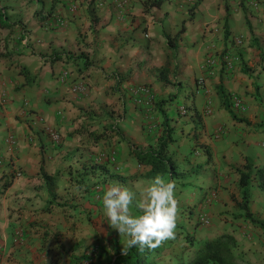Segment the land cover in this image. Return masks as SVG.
Returning <instances> with one entry per match:
<instances>
[{
	"label": "crops",
	"instance_id": "0c3cea01",
	"mask_svg": "<svg viewBox=\"0 0 264 264\" xmlns=\"http://www.w3.org/2000/svg\"><path fill=\"white\" fill-rule=\"evenodd\" d=\"M152 1L0 0V264H80L94 244V264H113L120 252L92 194L136 183H102L94 157L115 150L118 175L146 171L131 146L153 149L163 124L173 129L169 153L195 141L217 148L226 166L242 168L248 158L253 170L264 167V0ZM56 14L70 24L48 23ZM235 53L240 62L228 71ZM78 81L85 92L70 89ZM139 85L154 94L152 133L129 96ZM231 95L246 110L235 109ZM10 134L15 147L6 144ZM42 173L56 176L54 198ZM254 176L251 199L264 204Z\"/></svg>",
	"mask_w": 264,
	"mask_h": 264
},
{
	"label": "rangeland",
	"instance_id": "374dc122",
	"mask_svg": "<svg viewBox=\"0 0 264 264\" xmlns=\"http://www.w3.org/2000/svg\"><path fill=\"white\" fill-rule=\"evenodd\" d=\"M197 143L195 141L186 143L183 151L180 150L184 145H178L176 148L173 146L171 153L169 151L168 153L179 165V169L172 174L170 179L165 174L159 175L175 181L176 184L178 213L175 233L177 234L174 239L165 242L162 250L154 255V259L158 264H178L185 260L187 258L186 234L193 235L195 240H205L228 233L236 240L233 252L239 264H264V232L246 218L244 210L237 204L241 200V190L234 166H226L217 148L204 144L196 148ZM206 150L211 155V162L204 164ZM196 162H199L200 166L190 169L189 167ZM105 168L103 170L107 171L108 176H105L103 171L99 173L102 183H108L107 179L121 181V179L135 178L137 187L146 185L156 177L142 178L141 174L144 171L130 176L118 175L119 173H116L112 166L105 165ZM202 175H206L208 180H211V190L201 203L191 208L193 198L201 192L198 186L203 184L200 180ZM98 187L99 191L105 192L106 188L101 185ZM253 190L259 191L257 188ZM247 202L251 214L264 220V204L259 196L255 197V194L251 199V189ZM133 212L139 214L136 208H133ZM202 218L208 219V224H205ZM109 229L111 243H114L116 250L121 252L127 238L111 226Z\"/></svg>",
	"mask_w": 264,
	"mask_h": 264
},
{
	"label": "trees",
	"instance_id": "16d2710c",
	"mask_svg": "<svg viewBox=\"0 0 264 264\" xmlns=\"http://www.w3.org/2000/svg\"><path fill=\"white\" fill-rule=\"evenodd\" d=\"M161 1L162 0H155L149 4L159 5ZM177 36L178 35L168 38L170 48H173V41L177 38ZM172 133V127L168 126V124H163V134L158 139L157 144L153 149L142 150L141 148L131 146L132 153L138 164L149 166V169L141 174L142 178H151L157 175L165 174L170 179L172 178V174L179 169V165L173 161L170 156H168V146L174 141ZM205 153L206 159L204 164L211 162V155L207 152V150ZM198 166H200V164L199 162H196L189 168L193 169ZM104 168L105 164L101 166L102 171H104ZM234 171L238 175V185L241 190V200H239L237 204L242 210H244L246 218H248L253 225L257 226L264 232V220L258 219L251 214L247 202L249 186L251 185V180L254 175V177L258 180L259 188H264V167L253 170L252 163L248 160V158H246V162L243 167H234ZM42 177L49 187L50 195H52L51 198H54L56 176L42 173ZM200 180L203 181V184L198 186L201 189V192L193 198L191 208H195L198 203H201V201L205 199L204 197L211 190V180H208L206 175H202ZM44 209L48 210V206ZM176 234L177 233H175V235ZM166 241H164L160 247L156 249H148L145 247L141 250L139 246H135L130 249H123L113 264H158L157 260L154 259V255L162 250ZM185 241L187 243L185 246L187 258L178 264H239L233 252V249L236 246V240L228 233L205 240H195L193 235L186 234Z\"/></svg>",
	"mask_w": 264,
	"mask_h": 264
},
{
	"label": "clouds",
	"instance_id": "9594fccd",
	"mask_svg": "<svg viewBox=\"0 0 264 264\" xmlns=\"http://www.w3.org/2000/svg\"><path fill=\"white\" fill-rule=\"evenodd\" d=\"M176 191L175 181L159 175L144 186L130 188L113 183L106 188L102 197L104 216L111 228L127 238L124 249H156L175 238Z\"/></svg>",
	"mask_w": 264,
	"mask_h": 264
},
{
	"label": "built area",
	"instance_id": "2783aa9c",
	"mask_svg": "<svg viewBox=\"0 0 264 264\" xmlns=\"http://www.w3.org/2000/svg\"><path fill=\"white\" fill-rule=\"evenodd\" d=\"M189 2L191 6H193L197 0H185V2ZM254 0H251L253 2ZM118 4L122 5L123 7L128 4L127 0H118ZM71 11L75 12L74 9H70ZM48 23H52L53 26L57 28H64L67 27L70 24V20L67 17H61L60 15H52V18H50ZM240 62V56L239 54L235 53L233 55L229 54L226 57V69L228 71L233 70L236 66V64ZM210 64V62H209ZM67 77V72H63L60 79L64 80ZM70 89L73 92L76 93H82L86 91V86L83 82L78 81L71 84ZM129 96L132 98L133 102L142 108V111L144 113L143 121L145 122V126L148 130V132L155 131L157 127V121L154 115V107H155V100H154V94L152 93L151 89L147 85H139L136 87H132L129 89ZM232 100V105L237 110H246V106L243 102V100L238 97L237 95H231L230 96ZM208 111V110H207ZM179 112L183 115L186 113V109L184 106H181L179 109ZM225 132V129L219 128L217 130L218 135H222ZM47 135L53 140L54 143H58L60 141V135L57 131H55L53 128H46ZM6 144L10 147L16 146V139L13 135H9L7 139L5 140ZM0 164H2V158H0ZM93 164L96 165H107L112 166L114 171L116 173H120V164L118 160V155L115 150L110 151H99L96 156L94 157ZM18 173V172H17ZM104 192L99 191V187L93 192V199L96 201V203H99L100 205H103V197ZM202 221L205 224H208V219L202 218ZM15 239L16 242L20 245L26 243V235L24 232L20 229H17L15 231ZM101 255L100 248L98 245L94 244L90 247H88L85 250L84 258L80 262V264H94L96 259Z\"/></svg>",
	"mask_w": 264,
	"mask_h": 264
}]
</instances>
